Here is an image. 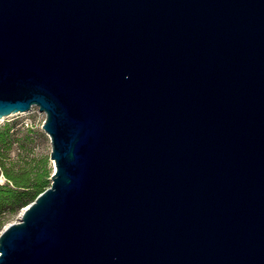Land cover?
Listing matches in <instances>:
<instances>
[{"label":"water","instance_id":"water-1","mask_svg":"<svg viewBox=\"0 0 264 264\" xmlns=\"http://www.w3.org/2000/svg\"><path fill=\"white\" fill-rule=\"evenodd\" d=\"M32 107L55 170L0 264H264V0H0Z\"/></svg>","mask_w":264,"mask_h":264},{"label":"rangeland","instance_id":"rangeland-1","mask_svg":"<svg viewBox=\"0 0 264 264\" xmlns=\"http://www.w3.org/2000/svg\"><path fill=\"white\" fill-rule=\"evenodd\" d=\"M45 118V113L36 107L31 112L12 114L0 119V179L5 180L4 164L7 170L14 173L32 167L40 173L45 171L49 175V185L51 184L50 176L55 166L50 158L51 140L43 130ZM9 186L12 187L11 184ZM24 207L19 206L13 212L3 213L0 233L7 225L19 221Z\"/></svg>","mask_w":264,"mask_h":264},{"label":"trees","instance_id":"trees-1","mask_svg":"<svg viewBox=\"0 0 264 264\" xmlns=\"http://www.w3.org/2000/svg\"><path fill=\"white\" fill-rule=\"evenodd\" d=\"M3 169L5 182L0 183V227L4 212H13L19 206H26L51 185H49V175L45 171L40 173L32 167L14 173L7 170L4 164ZM10 184L12 187L9 186Z\"/></svg>","mask_w":264,"mask_h":264},{"label":"built area","instance_id":"built-area-1","mask_svg":"<svg viewBox=\"0 0 264 264\" xmlns=\"http://www.w3.org/2000/svg\"><path fill=\"white\" fill-rule=\"evenodd\" d=\"M34 108H36V107H32V109H31L29 112L33 111ZM37 108H38V107H37ZM4 181H5V180L0 179V183H4Z\"/></svg>","mask_w":264,"mask_h":264}]
</instances>
